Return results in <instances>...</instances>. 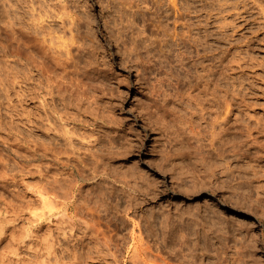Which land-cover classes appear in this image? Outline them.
I'll return each instance as SVG.
<instances>
[{
  "label": "rangeland",
  "instance_id": "obj_1",
  "mask_svg": "<svg viewBox=\"0 0 264 264\" xmlns=\"http://www.w3.org/2000/svg\"><path fill=\"white\" fill-rule=\"evenodd\" d=\"M107 1L11 0L0 264H135L137 248L138 264H190L162 233L185 220L208 233L193 241L217 248L199 264H264V208L231 193L237 177L264 190V0ZM119 18L132 20L127 48ZM215 142L247 148L226 169ZM58 184L67 196L51 193ZM42 193L56 202L45 207Z\"/></svg>",
  "mask_w": 264,
  "mask_h": 264
},
{
  "label": "bare ground",
  "instance_id": "obj_2",
  "mask_svg": "<svg viewBox=\"0 0 264 264\" xmlns=\"http://www.w3.org/2000/svg\"><path fill=\"white\" fill-rule=\"evenodd\" d=\"M109 1V0H108ZM107 1V2H108ZM122 1H124V0H121V2ZM146 1H148V0H138V2L139 3H137L136 5L137 6H139L140 5V3H142V2H146ZM150 1H152V5H155V7H157V4L159 5V3L161 2V1H165V0H150ZM159 1V2H158ZM169 2H171V7L173 6L174 7V10H178L179 9V7L178 6H176V4H177V0H169ZM110 3V2H109ZM127 3V1L125 0V2H123L122 4H126ZM162 3V2H161ZM182 3V2H181ZM164 5V4H163ZM170 5V3L168 4V6ZM181 5V4H180ZM11 6H12V3H11V0H0V37H2V36H7V34H8V30L9 29H12V26H13V20H12V15H11ZM158 7H160V6H158ZM130 8H131V6H130ZM141 9V8H140ZM157 9V8H156ZM160 9V8H159ZM139 10V9H138ZM137 11V9L136 10H130L129 11V13H130V16H132L135 12ZM140 11V10H139ZM158 11V10H157ZM116 12H118L117 10H116ZM175 12V11H174ZM156 13V12H155ZM119 14V13H118ZM157 14V13H156ZM157 15H159V14H157ZM118 16V15H117ZM116 16V17H117ZM160 16V15H159ZM119 17H121V15H119ZM127 17V16H126ZM133 17H134V15H133ZM115 19V18H114ZM113 19V20H114ZM120 19V21L118 22V23H115V25L117 26L116 27V32L118 33L117 35H116V40H122V46H124L125 44H124V41L127 39V37H126V35L128 34V31H130V32H132V30H131V22H132V20L130 21V18H129V24L131 25H129V24H127V23H123V21H122V18H119ZM131 19H133L132 17H131ZM116 20V19H115ZM114 20V21H115ZM127 20V19H126ZM120 24V25H119ZM148 24V23H147ZM146 24V25H147ZM158 25V24H157ZM36 30V29H35ZM129 32V33H130ZM38 33V32H37ZM34 35H33V37H31V34L29 35L30 36V40H32V45H35L34 47L36 48L37 46H38V44H39V39H40V37L38 36V34H36L35 32L33 33ZM161 34L163 35V34H165V29H162L161 30ZM167 34L168 35H170L171 37H173V36H175V31L172 33V32H167ZM26 35V34H25ZM129 35V34H128ZM130 35H132L133 37H134V35L132 34V33H130ZM124 36V37H123ZM38 37H39V39H38ZM133 37H129V38H133ZM136 37V36H135ZM135 37L133 38V40L132 41H134V39H135ZM128 38V39H129ZM140 39V38H139ZM147 39V41H148V39H151L150 41H148L149 42V44L151 45L152 43H154L155 42V40L154 39H152V38H150V37H147L146 38ZM153 40V41H152ZM132 41H131V43H132ZM136 41V40H135ZM134 41V42H135ZM138 41V40H137ZM125 43H126V41H125ZM136 43V45H137V43L138 42H135ZM133 44V43H132ZM136 45L135 46H133L134 48L136 47ZM145 45V44H144ZM143 45V46H144ZM147 45V44H146ZM145 45V46H146ZM165 45V44H164ZM164 45H161V47H163ZM138 46V45H137ZM148 46V45H147ZM146 46V47H147ZM124 47H126V46H124ZM151 47V46H150ZM165 47H166V45H165ZM127 48V47H126ZM138 48V47H137ZM129 49H130V47H129ZM139 49V48H138ZM149 49V48H148ZM162 49V48H161ZM126 50H128V49H126ZM134 50V49H133ZM145 50H146V48H145ZM160 50V49H159ZM166 50V49H165ZM131 51H132V48H131ZM131 51H127L128 53H127V55H128V60H130V62L131 63H133L134 62V60H132V57H133V55L135 54V53H133L132 54V52ZM139 52V51H138ZM144 52H148V50L147 51H144ZM4 54H7V56H13V55H15L16 54V51H14V50H10L9 52H7V51H5L4 52ZM137 54V53H136ZM135 54V55H136ZM148 54V56L150 57L151 56V58H152V55H154V54H151V55H149V53H147ZM130 55H132V56H130ZM134 55V56H135ZM138 56H139V54H138ZM136 57V56H135ZM147 57V56H146ZM139 58V57H138ZM135 59V58H134ZM147 59H149L150 60V58H148L147 57ZM154 59V58H153ZM127 60V61H128ZM137 60V58L135 59V61ZM149 60H148V63H150L149 62ZM153 61V60H152ZM154 61H155V59H154ZM153 61V62H154ZM135 63V62H134ZM134 63L132 64V65H134ZM152 63V62H151ZM154 63H156V61L154 62ZM153 63V64H154ZM144 64V63H143ZM152 64V65H153ZM137 65V64H136ZM151 66V64H148L147 66ZM149 66V67H150ZM139 67V66H138ZM137 67V68H138ZM145 67V66H144ZM144 67H142V68H144ZM141 68V67H140ZM143 70V69H142ZM140 72V71H139ZM142 72V71H141ZM139 75V74H138ZM225 113H228V106H230L229 104H230V102L228 101V100H226L225 101ZM147 114V113H146ZM150 114H147V117H148V119H149V117H151V116H149ZM204 124V126H207L208 125V123L204 120V119H201V120H198V125H203ZM204 126H202L201 127V129L202 130H205V131H208V134H209V141H210V144H212V141L213 140H215V138H216V136L219 134V131H216L215 130V128L213 127V126H209V127H204ZM218 126H221V125H218ZM190 130H192V128H189L188 129V131H190ZM204 141H208V139L206 138ZM214 148L215 149H217V150H221V153H219V157H220V160H223L224 161V163L226 164L227 163V166H225L224 165V167L226 168V169H229L230 167H231V165H228L229 164V161L231 160H234V159H237L238 157H240V156H242L243 154H244V152L246 151V146L244 147V144L243 145H234V146H232V148H229V147H226L224 144L222 145H218L216 142H215V145H214ZM96 165V164H95ZM100 169V168H99ZM94 170L96 171L97 170V167H94ZM101 170V172L102 173H107L106 172V169H100ZM236 180V182H235V184H233L234 185V189L231 191V193H233V195H234V198L236 199V202L238 201V203L240 202H243L244 204L245 203H251V206L250 207H252L253 208V210L255 209V211H259V210H261L262 209V207L264 208V190H259V186H256V190H254L253 188H254V183H253V181L252 180H245V179H243V180H241V179H239L238 177L235 179ZM66 186L67 185H62V184H58V185H56V187L54 188L55 190H52V191H55V192H51V193H53V194H55V193H57V195L56 196H58L59 194L60 195H62V196H64V195H68V194H66V193H68L67 192V188H66ZM45 193H46V191H44ZM43 194V193H42ZM47 194H49V191H47ZM42 196H44V194L42 195ZM48 196V195H47ZM50 196V195H49ZM51 198V199H50ZM46 197V196H44L43 197V202H44V204H45V207H47L46 206V204L48 205V206H50V204H52V201H53V203H55L56 201H55V199L54 198H52V197ZM55 201V202H54ZM93 206H95V210H98V211H100V208H98V206L97 205H92V206H88V208H90V207H92V208H90V209H94L93 208ZM50 208V207H49ZM45 209H48V208H45ZM89 209V210H90ZM42 211H45V210H42ZM47 211V210H46ZM36 215V214H35ZM205 216H207V215H205ZM209 219H214V216H211V215H209ZM175 226V225H174ZM171 227H173V224H172V226ZM170 227V228H171ZM176 227H178V226H176ZM167 229L166 231H164V232H162L163 233V238H165L166 240L165 241H167V243L169 244V242H171L172 243V245L173 246H170L171 248H172V250H174V253L176 252V253H178V254H180L179 256H182V259H185L186 261H189L190 262V264H194L197 260H198V262H197V264H199V258L200 259H202L203 257L205 258V257H208V258H210V257H213V256H215V252H217V248L214 246V244L213 243H211L208 239L206 240V241H204L203 243H200L199 241H193V239H192V234H196L197 236H207L208 235V233H205L204 232V230H205V227L204 226H202L201 228H195L194 226H193V223H192V221H190V220H185L184 221V224H182L181 225V227H179L178 229H176L175 227V229H176V231H174V230H172V232L170 233V230L171 229ZM173 231H174V233H173ZM245 231V230H244ZM176 232V233H175ZM244 234H246L245 232H244ZM248 234V233H247ZM107 237V236H106ZM168 239V240H167ZM108 240L110 241L111 240V238H108ZM164 240V239H163ZM162 243V242H161ZM163 245V244H162ZM165 245V244H164ZM167 245V244H166ZM146 248V247H145ZM149 247H147V249H148ZM170 248V249H171ZM146 249V250H147ZM145 251V250H144ZM197 251H199V254H197ZM146 252V251H145ZM150 252V251H149ZM141 250L139 249V248H137V249H135L133 252H132V255H131V259L132 260H134V262H135V264H136V262H137V264L139 263L138 261V259H139V257H140V259H141ZM147 253V252H146ZM146 253H145V255H146ZM175 253V254H176ZM151 254V253H150ZM113 255V254H112ZM148 253H147V256L146 257H148ZM144 256V255H143ZM216 256H217V253H216ZM199 257V258H198ZM202 257V258H201ZM222 258H224V257H222ZM142 260L143 261H145V257H142ZM148 260V259H147ZM146 260V261H147ZM148 262V261H147ZM201 262V261H200ZM144 264H145V262H144ZM196 264V263H195Z\"/></svg>",
  "mask_w": 264,
  "mask_h": 264
}]
</instances>
